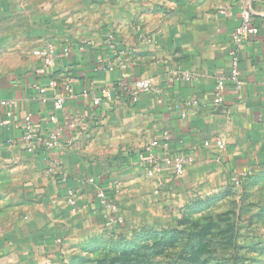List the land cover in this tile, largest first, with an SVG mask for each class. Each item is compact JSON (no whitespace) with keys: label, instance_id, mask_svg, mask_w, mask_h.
<instances>
[{"label":"crops","instance_id":"0c3cea01","mask_svg":"<svg viewBox=\"0 0 264 264\" xmlns=\"http://www.w3.org/2000/svg\"><path fill=\"white\" fill-rule=\"evenodd\" d=\"M243 1L143 0L141 3L137 0L136 4L133 1L134 4L127 6V14L116 22L117 0H108L110 16L101 24L92 20L81 25L80 18L72 20L71 26L75 27L99 28L108 24L122 29L114 31L119 45L124 43L121 48L125 51L116 62L122 61L128 66L130 81L150 78L159 90L143 95L135 105L117 100L114 110L101 117L98 113L93 116L91 98L84 100L81 95L92 90L98 92L121 76V70L109 72L98 68L100 59L110 57L106 51L108 39L89 33L84 37L56 34L55 29H63L66 20L54 14L56 0L50 1L51 8L45 17L39 14L38 0H0V206L4 208L7 202L29 205L26 223L32 234L40 232L48 243L54 234V217H60L69 225L76 218L71 213L85 217L87 214L94 226L111 216L120 217L124 203L113 188L119 173L130 167L145 171L137 154L152 138L163 133H168L171 139L165 153L194 158L182 179L175 178L172 165L163 166L155 181L166 188L180 190L200 179L204 170L215 163V152L223 157L230 171L250 168L263 171L264 0H251L260 35L248 41L241 52L244 88L237 93L234 86L227 83L225 102L214 103L217 76L230 74L231 36L240 25ZM62 5L63 11L73 15L85 10L79 9L80 5L75 8L73 0H62ZM157 5L160 12L172 11L168 19H163L155 9ZM226 8L232 9L231 17L221 14ZM135 10L142 14H135ZM41 22L47 32L38 39ZM138 24L157 41V46L140 43L133 28ZM63 40L72 42L73 54L69 60L60 62L56 77L60 80L76 78L75 91L79 98L68 101L58 118L63 123L68 113L79 111L86 116L87 126L64 138L62 165L52 171L46 160L47 153L30 155L20 146H11L8 140L22 137L23 122L28 117L41 128L53 129L47 120L53 113L55 93L48 90L50 100L47 104L42 102L38 88L45 82L43 67L33 52L42 47L37 45L39 42L44 45L47 41L49 44ZM139 44L143 45L141 49ZM174 70L189 71L198 77L169 86L166 74ZM4 100H12L14 107H3ZM192 100H197L198 105L188 107ZM218 142L224 143L225 148L220 150ZM118 161L128 167L119 170ZM60 176H67L77 205L70 204ZM91 177L96 179V184L79 183ZM7 186L11 190L7 191ZM97 188L107 191L108 205H102L97 199ZM84 220L86 222V218ZM15 237L0 231V253Z\"/></svg>","mask_w":264,"mask_h":264},{"label":"rangeland","instance_id":"374dc122","mask_svg":"<svg viewBox=\"0 0 264 264\" xmlns=\"http://www.w3.org/2000/svg\"><path fill=\"white\" fill-rule=\"evenodd\" d=\"M38 1L39 14L45 17L51 0ZM133 1L137 3V0H117L116 22L127 14L126 8ZM73 3L75 8L80 5L79 9L85 10L73 15L63 11L62 0H56L54 14L66 19L63 29H55L56 34L104 35L107 41L109 34L115 36L116 29L122 30L108 24L99 28L71 26L72 20L79 18L81 25L92 20L101 24L110 16L108 0H73ZM155 9L159 11V6ZM160 13L163 19H168L172 11ZM135 14L142 12L135 10ZM133 28L140 43L158 45L142 25ZM45 31L44 22L39 23L38 39ZM115 39L119 43L116 36ZM121 46H117V53L123 57L125 51ZM142 46L139 44L140 49ZM215 153L212 167L180 190L166 188L155 181L157 177H149L137 167L126 168L123 161H118L119 170L126 168L113 187L124 203L121 220L111 225L107 219L94 226L87 214L85 217L71 213L76 218L68 225L60 217H54L50 243L40 232L31 233L26 223L29 205L7 202L4 208L0 206V231L17 237L0 253V264H264V170L247 169L250 173L243 178L244 183H237L241 171H230L219 152ZM185 175L175 178L182 179ZM6 190L11 188L7 186ZM79 217L83 220H77Z\"/></svg>","mask_w":264,"mask_h":264},{"label":"built area","instance_id":"2783aa9c","mask_svg":"<svg viewBox=\"0 0 264 264\" xmlns=\"http://www.w3.org/2000/svg\"><path fill=\"white\" fill-rule=\"evenodd\" d=\"M221 14L226 17H231L233 11L231 8L221 10ZM240 25L234 30L231 36V49L230 55V74L219 75L216 78V87L214 91L215 105H220L225 102L224 90L227 83H231L237 93H240L244 84L242 81L241 71V52L245 44L257 38L260 35V29L254 22V12L251 0H244L242 4V11L240 14ZM107 45L111 49L110 57L100 59L97 63L98 68L101 70L113 72L117 69L121 70L119 80L106 87L85 93L83 96L88 100H92V111L104 117L108 111L114 109V104L117 100H125L131 105L137 104L139 99L146 94L158 93L159 90L154 86L153 80L150 78H140L130 81L128 74V66L122 61L116 62L113 55L118 56L117 46L115 43V36L110 34L108 37ZM34 56L39 58L42 62L43 72L42 75L45 79L39 88L38 92L44 104L50 100L48 90H53L55 96L53 97V113L48 118V124L53 126V129L41 128L36 124L31 117H28L23 122V135L20 139L12 138L8 142L11 146H20L26 153L36 155L40 152L47 153V162L50 164V169L54 171L62 165V156L64 155L63 140L67 135H74L77 130H85L87 126V118L81 112L75 111L68 113L65 116V121L61 123L58 118L60 112H64L66 104L70 100H77L79 97L75 91L76 78H68L60 80L56 77V71L59 64L63 60H69L73 54V48L70 44L49 43L36 49ZM119 57V56H118ZM166 82L169 86H173L181 81H191L193 78L198 77L197 74L189 71L174 70L166 74ZM188 107L198 105L197 100L189 102ZM2 106L6 108H13L14 102L12 100L2 101ZM185 116V115H184ZM170 135L163 133L159 136L152 138L144 148L137 154L139 164L145 169L149 177H157L163 171L165 164H170L173 167L175 175L178 177L183 176L187 168L193 164L194 158L191 155H170L165 153L170 144ZM218 148L224 149L225 145L218 142ZM164 150V152H163ZM55 153L57 156H54ZM249 171H241L237 176V183H241L242 179L249 175ZM61 185L66 188L69 195V202L72 206L77 205L76 195L74 191L68 187L67 176H60ZM81 185L96 184V179L91 177L85 181H79ZM97 199L102 205H108L107 191L102 188L96 189ZM120 217L111 216L108 224H114L120 221Z\"/></svg>","mask_w":264,"mask_h":264},{"label":"trees","instance_id":"16d2710c","mask_svg":"<svg viewBox=\"0 0 264 264\" xmlns=\"http://www.w3.org/2000/svg\"><path fill=\"white\" fill-rule=\"evenodd\" d=\"M115 43H116V46H118L119 45V43H117L116 42V39H115ZM58 44H70L71 45V47L73 48V45H72V42L70 41V40H63L62 42H58ZM106 51L109 53V54H111V49L109 48V46L108 45H106ZM122 50V49H121ZM119 56V55H118ZM118 56H115V55H113V58L114 59H116V58H118ZM117 70H119V69H117ZM116 71V70H115ZM128 71V70H127ZM121 72V71H120ZM129 74V73H128ZM116 83V82H115ZM114 110V109H113ZM40 153H42V152H40ZM39 154V153H38ZM37 155V154H36ZM60 181V180H59ZM244 179H242V181H241V183H244ZM60 183H61V181H60ZM68 186H69V183H68Z\"/></svg>","mask_w":264,"mask_h":264}]
</instances>
